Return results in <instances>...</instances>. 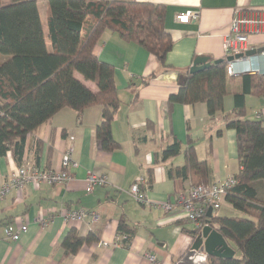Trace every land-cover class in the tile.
<instances>
[{
	"label": "crops",
	"instance_id": "1",
	"mask_svg": "<svg viewBox=\"0 0 264 264\" xmlns=\"http://www.w3.org/2000/svg\"><path fill=\"white\" fill-rule=\"evenodd\" d=\"M138 1L166 7L165 28L174 42L166 61L170 69L162 71L155 56L135 43L123 41L116 33L106 31L102 35L95 55L115 68L121 104L112 123V134L121 148L105 152L96 139L95 129L102 115L100 105L87 108L80 119L76 111L65 108L29 135L24 166L37 163L38 141L42 142L38 167L62 170V156L70 147L79 166L71 169L73 179L67 183L40 188L28 184L21 193L0 199L1 235L3 227L17 218L28 226L18 242L0 241V264H150L149 254H154L161 264H177L193 243L194 238L188 234L192 227L183 219L181 209L167 213L142 205L128 193L130 187L140 177H151L152 184L146 189L148 198L157 203L175 202L176 194L188 191L192 183L176 175L170 177L169 171L184 165L185 150L191 141L198 159L209 165L210 182L240 172L236 132L227 128L225 116L234 113V96L243 91L245 75L229 77L224 112L213 119L205 104H178L169 113L166 104L179 90V74L189 70L197 58L207 57L212 64L226 59L224 37L234 11H264V0ZM188 10L199 11V20L189 24L177 22L176 15ZM261 47L264 31L251 36L248 44L249 50ZM238 63L264 74V54ZM153 73L156 78L142 84ZM242 120L264 121V95L246 97ZM148 123L153 127H148ZM175 138L181 143V153L164 160L163 152ZM17 167L10 152L0 156V188ZM90 171L105 174L108 185L97 186L87 193L86 178ZM79 209L94 213L96 220L86 218L68 224L58 216L47 226L38 221L52 212ZM223 209L226 210L222 212ZM234 213L233 207L225 203L214 215L235 217ZM121 220L136 231L128 248L114 246ZM72 229L82 237L92 235L98 241L84 245L74 255H66L62 243Z\"/></svg>",
	"mask_w": 264,
	"mask_h": 264
},
{
	"label": "trees",
	"instance_id": "2",
	"mask_svg": "<svg viewBox=\"0 0 264 264\" xmlns=\"http://www.w3.org/2000/svg\"><path fill=\"white\" fill-rule=\"evenodd\" d=\"M40 2L46 5L45 24ZM165 21L164 5L138 0H10L7 5L0 0V54L9 56L0 64V156L10 152L22 166L29 135L65 108L76 111L80 119L87 108L96 105L102 106L96 139L105 152L119 150L121 144L112 134L121 104L115 68L95 55L96 44L106 31L114 32L155 56L166 72L174 42ZM226 66L224 62L201 72L180 73L179 90L166 104L168 113L175 105L198 103L206 105L211 119L224 112L229 81ZM156 76L151 74L142 84ZM248 95H264V74L244 76L243 91L234 96V113L225 116L227 128L236 132L241 166L236 175L239 184L228 192L225 202L244 216L207 217L206 222L235 251L232 259L209 257V264H264V199L260 197V190L264 191V121L242 120ZM148 127L153 125L148 123ZM36 146L34 166L38 167L42 142ZM181 149L175 138L164 150V160L178 156ZM174 175L190 179L192 186L210 182L209 165L198 159L192 141L185 150L184 165L169 171L170 177ZM147 180L151 185L152 178ZM199 232L193 226L188 234L195 238ZM135 234L125 220L120 221L117 236L123 247L131 246ZM97 241L72 229L62 247L66 255H74Z\"/></svg>",
	"mask_w": 264,
	"mask_h": 264
},
{
	"label": "built area",
	"instance_id": "3",
	"mask_svg": "<svg viewBox=\"0 0 264 264\" xmlns=\"http://www.w3.org/2000/svg\"><path fill=\"white\" fill-rule=\"evenodd\" d=\"M200 12L196 10H188L176 15V20L180 24H189L198 21ZM264 31V11L261 9H236L233 19L230 23L229 31L224 37V53L225 58L235 57L239 54L246 53L248 49L249 39L253 35H259ZM264 54V53H263ZM257 57V56H256ZM259 57V56H258ZM251 58V57H250ZM253 58V57H252ZM244 59H249L244 58ZM243 58L235 59L227 62L226 74L229 77H239L244 75H252L262 73L259 69H253L247 65L239 66V61ZM73 141L74 137H70ZM73 148L70 147L62 156V170L54 171L36 166H19L14 169L8 177V180L0 188V199L12 194L21 193L25 186L32 185L40 188L42 185L63 184L73 179L71 169L78 168V163L73 160ZM239 184L236 176H230L225 180H218L192 186L188 191H180L175 196V202L157 203L151 201L147 194L148 187L147 178H138V180L130 187L129 194L140 204L152 206L161 209L167 213L173 212L175 209H181L184 220L192 223L200 231L206 226L207 213L209 209L213 210V214L218 212L226 203L225 198L228 192ZM108 177L105 174H99L90 171L86 178V192H93L97 186H107ZM60 216L65 223L73 224L81 222L86 218L92 221L96 220V215L85 209L52 212L47 216H42L38 221L47 226L53 220ZM28 231L27 224L22 218H17L3 227V233L0 234V241L7 240L18 242L22 235ZM106 246V244H104ZM116 248L123 247L121 237H116L114 241ZM150 264H161L154 254L148 255Z\"/></svg>",
	"mask_w": 264,
	"mask_h": 264
},
{
	"label": "water",
	"instance_id": "4",
	"mask_svg": "<svg viewBox=\"0 0 264 264\" xmlns=\"http://www.w3.org/2000/svg\"><path fill=\"white\" fill-rule=\"evenodd\" d=\"M263 53L264 47L251 49L246 53L236 55L235 57L217 60L213 64L217 65L224 62L234 61L235 59L261 56ZM211 65L212 63H210L209 58L200 57L194 61L189 72H201L210 68ZM212 215L213 210L209 209L207 217L210 218ZM234 256L235 251L230 247L218 230L207 221L206 226L194 238L189 251L177 262V264H209V257L232 259Z\"/></svg>",
	"mask_w": 264,
	"mask_h": 264
},
{
	"label": "rangeland",
	"instance_id": "5",
	"mask_svg": "<svg viewBox=\"0 0 264 264\" xmlns=\"http://www.w3.org/2000/svg\"><path fill=\"white\" fill-rule=\"evenodd\" d=\"M2 1V4L3 5H7L10 3V0H1ZM39 9H40V12H41V16H42V20L44 22V24L46 23V5L45 3L43 2H40L39 3ZM9 58V56L7 55H4V54H0V64L3 63L4 61H6L7 59ZM249 113H250V110H249ZM263 188V187H262ZM260 197L262 199H264V191L263 190H260ZM226 209H223L222 212H224ZM236 216H244V214H242L241 212L239 211H235L234 213ZM191 227H193V224H190ZM240 254L238 253L237 254V257H239Z\"/></svg>",
	"mask_w": 264,
	"mask_h": 264
}]
</instances>
